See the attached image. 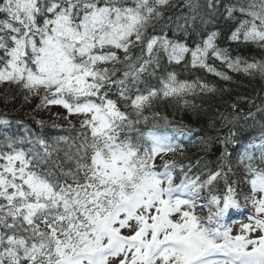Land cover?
<instances>
[{
	"label": "snow or ice",
	"instance_id": "snow-or-ice-1",
	"mask_svg": "<svg viewBox=\"0 0 264 264\" xmlns=\"http://www.w3.org/2000/svg\"><path fill=\"white\" fill-rule=\"evenodd\" d=\"M216 3L207 0V8L215 11ZM185 4L193 12L199 8L197 0ZM170 6L172 0H0V83L16 84L33 96L43 92L38 107L61 105L85 117L79 144L54 167L49 161L58 149L46 140L37 137L31 143L39 147L25 150L16 146L23 139L5 137L0 264H110V258L119 264H264V144L259 158L247 149L240 156L251 175L244 193L227 183L230 166L228 172L224 165L209 172L203 181L191 178L183 165L164 159L180 147L171 137L152 131L140 140L127 135L147 119L144 112L158 98L187 105L183 98L197 88L215 90L180 81L174 72L158 77V88L149 86L144 77L156 75L161 54L176 64L190 55L193 67L225 80L226 74L207 63L209 57L264 75V61L233 60L218 48L217 32L195 48L166 34L148 35ZM225 12L227 18L246 17L232 41L264 46V0L227 5ZM187 23L185 18V25H178L185 34ZM136 48L141 55L134 57ZM178 167L181 178L175 183ZM220 179L225 189L215 194ZM206 188L201 207L210 211L201 217L196 202ZM238 196L254 214L241 225V234L232 235L224 220L230 209L241 207ZM122 229L132 234L123 235Z\"/></svg>",
	"mask_w": 264,
	"mask_h": 264
},
{
	"label": "trees",
	"instance_id": "trees-1",
	"mask_svg": "<svg viewBox=\"0 0 264 264\" xmlns=\"http://www.w3.org/2000/svg\"><path fill=\"white\" fill-rule=\"evenodd\" d=\"M203 1L201 4V0H197L199 8L196 12H193L187 7L185 0H172V4L175 6H170L162 10L164 13L163 17L154 22L153 27H150L148 30V35L163 36L166 34L169 38L179 39L187 45L189 41H192L194 44L191 48H195L197 44H200L207 38L209 33L217 32L218 35L215 40L217 47L227 49L233 60L239 57L242 61L249 63L264 61V46L252 42L246 43L243 40L232 41L225 38V34L231 36L234 31L232 28L236 29L239 26L240 20L246 17L235 13V18H232L230 22L217 21L216 11L219 8L222 9L232 4L246 3L247 0H217L215 11L207 8V0ZM228 1H233L234 3H228ZM201 6H205L206 10L202 9ZM193 15L199 18L200 22L202 18L203 20H210L211 22L206 23L209 28L208 30L204 31V33L202 32L200 36H191L189 39L188 35L179 30L178 25H185V18L189 22L192 20ZM169 25L172 26L170 29L168 28ZM197 33L199 32L194 34ZM221 39L227 42L224 43ZM140 55L141 51L139 48L133 49L134 57ZM161 56L166 55L161 54ZM161 56L160 60L162 59ZM214 62V68L217 71L221 70L229 79L225 80L213 72L200 68L198 77L191 83L202 82L214 88V91L201 92L197 88L195 93H189L183 98L189 101L187 105L180 99L158 98L153 102L152 107L144 112V116L147 119H140L139 124L135 125L134 130L127 133L132 135L133 140H140L141 134L146 136L148 132L165 126V123L174 125V127L176 125L181 127H184L183 125H190L194 129H198L200 134H195L182 148L177 149L171 160L175 161L178 156L182 155L183 158L192 160L196 165L199 162L202 165V181L207 179L209 172L218 170L215 169L218 164L219 166H225V172H228L227 166H230L231 171L228 172V175H231L234 181L229 182L230 180H228L227 183L239 192L249 183L251 175L247 172L244 165L233 155V151L231 152L232 143L234 141H241L242 131L255 125L259 126L264 133V114H257L255 110L253 112L255 117L246 114L250 110L249 108L253 109L250 97L260 89V84L264 82V79L258 80L255 78L254 73L245 72L243 70V63L239 70H235L229 68L221 60L216 59ZM164 71V69L162 70L159 67L156 69V75ZM155 76H145L144 78L146 79L147 77L150 81H154ZM180 76L181 73H178V77ZM140 87L143 89L144 84H141ZM113 92L115 93V89ZM43 95L44 93L41 92L40 96H33L16 84L8 82L0 83V116L9 119V127L12 124L14 125L13 127L11 126V130L21 129L26 133L22 124L17 126L18 121L16 119H18L27 127H30L31 131L39 136V138L50 139L49 144L52 148L58 149L57 152L53 153L49 161V166L54 167L57 163H64V158L61 157V153L59 154L60 150L68 148L71 149L68 152H73L75 146L79 144L81 140L80 131L82 120L76 117L66 116L61 109L56 107H38L41 104ZM26 96L28 97L27 101L25 100ZM110 98L117 99L116 95H112ZM241 117L249 118V120L239 130L237 127L240 121L238 120ZM35 121L39 122L40 125L55 122V124L63 125V127H58L57 132L59 134H55L47 126L38 127ZM236 130L237 133H235ZM60 131H62V134ZM3 133L4 135H0V146H3L5 143V137H12L16 141L23 139V143L25 142L24 133ZM218 136H220L219 140L222 142V145L225 142L224 148L226 149L221 153L216 143ZM23 143H17L16 146H20ZM55 170L58 171L59 169ZM224 189L225 181L224 179H220L215 183L213 191L215 194H222ZM200 197H208L207 188L206 191L204 189L200 193Z\"/></svg>",
	"mask_w": 264,
	"mask_h": 264
},
{
	"label": "bare ground",
	"instance_id": "bare-ground-1",
	"mask_svg": "<svg viewBox=\"0 0 264 264\" xmlns=\"http://www.w3.org/2000/svg\"><path fill=\"white\" fill-rule=\"evenodd\" d=\"M204 1L201 0V4ZM234 3L233 1H228ZM202 9L206 10V7H202ZM216 16H217V21H223V22H230V20L232 18H227V14L225 13V8H219L218 11H216ZM172 26L169 25L168 28L170 29ZM196 27V28H195ZM187 34L188 38L190 39L191 36H200L201 33L206 30H208V25L206 23H202V21H199V18L195 19V22H193L192 20L189 21L187 23ZM195 28V30H194ZM233 30H235L234 28H232ZM196 32H199L197 34H194ZM185 34V32H183ZM176 35V34H175ZM231 36H229L228 34H225V38L230 39ZM220 38V37H219ZM231 40V39H230ZM242 40V38H241ZM222 42H227L226 40L221 39ZM188 43V42H187ZM194 43L192 41H189L188 46L191 48V46ZM161 60H160V68L163 70H165L163 73L156 75L154 81H150L147 77H146V81L148 83L149 86H153V87H159V80L158 77L160 76H164L169 72H174L176 73V76L178 78V80L180 81H186L188 83H191L192 81L196 80V78L198 77V71L201 67L197 66V67H193L191 65V57L190 55H186L185 60L182 61L179 65L176 64L175 62L169 63L167 56H161ZM215 58L209 57L207 60V63L213 67H215ZM205 69V68H204ZM207 70V69H205ZM219 72H222L221 70H219ZM178 73H181V76L178 77ZM223 73V72H222ZM255 74V78H257L258 80L260 79H264V75L260 74L259 72H252ZM262 82V81H261ZM260 89L254 93V95H252V97H250V102L253 105V109L255 111H257V114H264V82H262L260 84ZM145 87V86H144ZM249 118L246 117H241L238 121H240L238 123V129L240 130L241 127L248 122ZM12 127L14 126L13 124L11 125ZM10 126V128H11ZM184 128L187 129H192V131L196 134L199 135L200 132L198 129H194L192 126L190 125H183ZM49 128V127H47ZM50 129V128H49ZM13 132H17V131H13ZM141 132V130H140ZM235 133H237V130L235 131ZM0 135H4V133L0 132ZM220 136H218L216 138V143L219 146V152L221 153L222 151H224V146H225V142L224 145H222V142L219 140ZM10 139H13L12 137H10ZM219 142V143H218ZM264 144V133L262 132V129L255 125L252 126L250 128H246L242 131V138L241 141H234L232 143V148H231V152L233 151V155L237 158V160L240 161V156L241 154L245 151V149L248 150V153L250 155H254L255 157L259 158L261 155V145ZM67 150V151H65ZM68 150L71 149H62L60 150L59 154L61 153V157L64 158V154L65 152H68ZM226 160V159H224ZM221 166H219V164L215 167V169H220ZM234 178L231 175H227V182L228 180H230L229 182L234 181ZM223 181V180H222Z\"/></svg>",
	"mask_w": 264,
	"mask_h": 264
},
{
	"label": "rangeland",
	"instance_id": "rangeland-1",
	"mask_svg": "<svg viewBox=\"0 0 264 264\" xmlns=\"http://www.w3.org/2000/svg\"><path fill=\"white\" fill-rule=\"evenodd\" d=\"M249 102V101H248ZM251 105V104H250ZM56 108H58V107H56ZM59 109H61V108H59ZM250 110H248V112H246V114H248L249 115V113H251L252 115L251 116H253V117H255L254 115V109H252V108H249ZM50 116V115H49ZM257 117V116H256ZM248 219H249V216L247 217ZM250 222V221H249ZM133 224H134V222H133ZM243 223H240V224H238L237 225V228L241 231V225H242ZM126 230H128V229H126ZM239 230H237L236 231V233L234 234V235H237V234H241V232H238ZM127 235H131L132 233L128 230V231H126L125 232ZM259 233L258 232H255V233H250L249 235L250 236H252V237H254V236H256V235H258Z\"/></svg>",
	"mask_w": 264,
	"mask_h": 264
}]
</instances>
